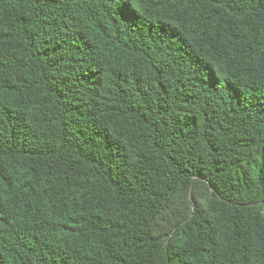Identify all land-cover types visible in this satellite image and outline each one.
Instances as JSON below:
<instances>
[{"label":"trees","instance_id":"1","mask_svg":"<svg viewBox=\"0 0 264 264\" xmlns=\"http://www.w3.org/2000/svg\"><path fill=\"white\" fill-rule=\"evenodd\" d=\"M0 264H264V0H0Z\"/></svg>","mask_w":264,"mask_h":264}]
</instances>
